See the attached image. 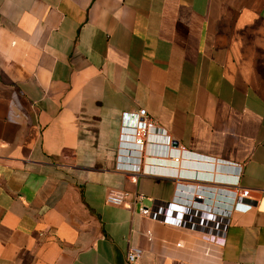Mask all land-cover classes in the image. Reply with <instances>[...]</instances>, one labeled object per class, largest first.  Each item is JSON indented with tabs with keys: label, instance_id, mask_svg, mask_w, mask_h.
<instances>
[{
	"label": "crops",
	"instance_id": "1",
	"mask_svg": "<svg viewBox=\"0 0 264 264\" xmlns=\"http://www.w3.org/2000/svg\"><path fill=\"white\" fill-rule=\"evenodd\" d=\"M139 108L178 163L116 167ZM137 195L184 205L181 224ZM130 246L135 264H264V0H0V264H127Z\"/></svg>",
	"mask_w": 264,
	"mask_h": 264
},
{
	"label": "built area",
	"instance_id": "2",
	"mask_svg": "<svg viewBox=\"0 0 264 264\" xmlns=\"http://www.w3.org/2000/svg\"><path fill=\"white\" fill-rule=\"evenodd\" d=\"M152 136L155 139L151 138ZM158 137L161 141H158ZM156 147V150L147 154V146ZM161 147L165 148V153L161 151ZM182 145H175L173 138L165 129L160 127L153 118L142 108L135 111H124L121 113L120 133L118 141V153L116 167L127 172L144 174L151 171H146L145 159L147 157L164 158L170 157L174 162H179L182 154L185 152ZM164 155V156H163ZM235 167H240L239 163L234 164ZM232 194L233 209L239 210L251 208L250 190L239 186L237 183L229 185ZM195 197L202 198L203 193H194ZM142 195L135 197L138 200V211L153 220L162 221L165 223L179 225L182 221L183 211L185 206L177 203H156L152 207H147L141 204ZM126 199V193L110 189L106 192L105 201L110 204L120 205ZM204 217L208 220H214L215 216L206 212ZM223 226V227H222ZM216 227L217 233H223L225 225ZM220 228V229H219ZM220 238V237H219ZM142 250L136 246H130L126 255L125 261L127 264H135L141 256Z\"/></svg>",
	"mask_w": 264,
	"mask_h": 264
},
{
	"label": "water",
	"instance_id": "3",
	"mask_svg": "<svg viewBox=\"0 0 264 264\" xmlns=\"http://www.w3.org/2000/svg\"><path fill=\"white\" fill-rule=\"evenodd\" d=\"M174 144L177 145L178 144L177 141H174Z\"/></svg>",
	"mask_w": 264,
	"mask_h": 264
}]
</instances>
